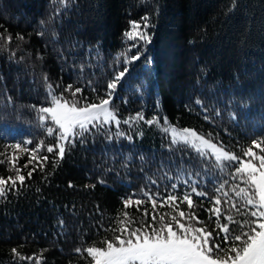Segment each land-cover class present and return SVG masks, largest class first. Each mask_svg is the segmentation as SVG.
Masks as SVG:
<instances>
[{
    "label": "trees",
    "instance_id": "obj_1",
    "mask_svg": "<svg viewBox=\"0 0 264 264\" xmlns=\"http://www.w3.org/2000/svg\"><path fill=\"white\" fill-rule=\"evenodd\" d=\"M233 2L74 0L67 11L54 16L63 7L59 0H0V33L12 36L7 50L0 47V152L6 145L25 140L54 143L38 119L37 109L47 106L45 75L48 83L59 86L57 94L71 84L84 88L83 95L90 102L104 98L107 82L123 70L117 62L127 47L123 32L129 21L148 14L155 25L149 30L152 42L144 46L141 60L130 65L115 93L111 107L117 110L118 119L138 112L149 119L167 116L177 128L194 129L206 138L211 133L214 142L221 141L225 149L242 155L253 139L264 137L259 130L264 128V0H235V10L230 11ZM41 31L43 37L37 35ZM18 34L24 37L22 41L16 38ZM13 51L16 55L10 60ZM89 81L96 93L88 87ZM196 99L203 101L211 122L204 119ZM232 113L237 114L238 123L229 119ZM120 130L132 134L133 141L119 138L110 142L101 133L84 146L77 144L55 166L50 154H40L49 155V162L26 181L29 187L19 196L0 199V264H13L12 248L24 256L36 254L32 264L37 258L42 264H90V258L75 254L74 249L104 246L101 241L114 235L104 229L117 227V217L123 219L125 210L134 220L143 221L147 208L151 221V201L133 193L143 189L166 195L169 175L175 183L189 179L188 172H200V177H191L199 181L197 190L216 194L214 189L222 181L215 167L205 177L194 151L183 145L169 150V137L155 126L121 124ZM137 130L144 135L137 137ZM109 131L117 129L110 125ZM13 151L18 152L17 166L23 169L27 154ZM30 168L22 174L27 175ZM232 170L228 168L223 178ZM9 175L14 176V170L7 163L0 165V176ZM69 182L74 187H68ZM184 191L181 184L174 194L180 197ZM129 196L145 201L139 211L135 205L124 209L122 200ZM193 202L203 222L195 226L206 225L211 231L216 221L214 217L209 220L205 211L211 207L210 201L193 196ZM180 209L189 211L186 204ZM157 211L176 214L168 205L161 208L159 201ZM232 214L243 219L234 211ZM61 220L63 227L59 226ZM230 227L239 234L238 225Z\"/></svg>",
    "mask_w": 264,
    "mask_h": 264
},
{
    "label": "snow or ice",
    "instance_id": "obj_2",
    "mask_svg": "<svg viewBox=\"0 0 264 264\" xmlns=\"http://www.w3.org/2000/svg\"><path fill=\"white\" fill-rule=\"evenodd\" d=\"M73 2L74 0H59L63 7L57 8L54 16H59L61 11H67L69 4ZM233 10H235V0L230 7V11ZM40 23L43 26L44 22ZM154 27L155 25L150 23L148 14L138 21H129V28L123 32L127 47L117 56V62L123 65V70L116 71L112 79L107 82L104 98L98 97V102H90L89 98L83 95L84 88H74L71 84L57 94L56 87L59 86L54 87L48 83L47 75L43 77L46 84L47 106L37 109L38 119L45 128L46 136L52 137L54 143L45 144L44 140H40L34 144L33 140H25L22 143L5 146L0 156H5L6 159L0 160V165L7 163L14 170L15 175L0 176V199L6 200L9 195L19 196L21 191L27 189L29 185L26 181L31 180L37 170L43 171L49 162L47 154L51 155V162L55 166L58 161H63L67 155H70L77 144L84 146L91 138L101 133L110 142L119 138L133 141L132 134L120 130L121 124L141 123L149 129L155 126L169 137V150L176 145H183L196 153L205 177L209 175L211 167H215L216 175L222 181L214 189L216 194L209 196L208 192L197 190L199 181L192 180L191 177L193 175L200 177V172H188L189 179L177 180L175 183L172 182L173 177L169 175L167 179L170 190H165L166 195H161L159 190L149 192L143 189L139 194L133 193L151 201V221H148L150 213L147 208L142 214L143 221L134 220L125 210L123 219L117 217V227L104 229L114 234L112 239L102 240L101 243L104 245L102 247H78L74 249L75 254L90 258V264H264V154L254 151L255 148L259 149L260 153H264V137L260 140L253 139L252 146L243 151L242 155H237L225 150L223 142H213L215 138L211 133L206 138L194 129L177 128L169 122L167 116H153L149 119L138 112L132 117L120 120L117 110L111 107L116 98V91L130 72V65L141 60L144 56V46L151 44L152 33L149 30ZM44 34L43 31L37 33L41 37ZM16 38L21 41L24 39L19 34ZM0 39L3 40L0 47L7 50L12 42V36L10 34L4 36L0 33ZM133 50L135 54H130ZM15 55L13 51L9 59L12 60ZM83 67L81 65V70ZM88 87L93 93L97 92L91 81L88 82ZM9 103H11L10 97ZM194 103L203 109L204 119L211 122L203 101L196 99ZM215 114L219 116V110H215ZM229 119L238 123L236 113H232ZM110 125L117 131H109ZM259 130L264 131V128ZM135 135L142 137L144 132L137 130ZM33 144V147H27ZM13 150L27 154L28 158L23 164V169H29L31 166L27 175L22 174L23 169L17 166L20 156ZM45 152L46 155H40ZM228 168L233 170L227 178H223ZM44 179L47 180V177ZM99 182L104 183L102 180ZM150 183L159 189L157 181L152 180ZM213 183H216V180H213ZM181 184L184 185L185 191L178 197L174 193ZM68 187L74 185L69 182ZM36 191L39 192L40 189L37 188ZM193 196L210 201L211 207L206 208L205 211L209 213V220L214 217L216 221L211 231L206 225L195 226L203 222L194 211L197 205L193 202ZM158 201L161 208L168 205L176 214H160L157 211ZM144 202L143 199L134 201L132 196L122 200L124 209L135 205L137 211ZM181 204L187 205L189 209L187 213L180 209ZM222 204L225 207L222 208ZM233 211L243 219H235ZM222 217L225 221L223 223H221ZM63 223L61 220L59 226L63 227ZM137 223L139 227L134 226ZM230 225H238L239 234H235ZM11 253L13 264H32L36 256V254L24 256L17 248H12ZM35 264L42 262L37 258Z\"/></svg>",
    "mask_w": 264,
    "mask_h": 264
},
{
    "label": "rangeland",
    "instance_id": "obj_3",
    "mask_svg": "<svg viewBox=\"0 0 264 264\" xmlns=\"http://www.w3.org/2000/svg\"><path fill=\"white\" fill-rule=\"evenodd\" d=\"M214 142V141H213ZM225 150H227V149H225ZM228 151V150H227ZM231 152V151H230Z\"/></svg>",
    "mask_w": 264,
    "mask_h": 264
}]
</instances>
